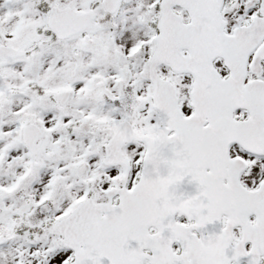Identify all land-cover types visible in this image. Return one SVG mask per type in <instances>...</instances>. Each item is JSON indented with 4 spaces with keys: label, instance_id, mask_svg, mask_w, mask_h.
<instances>
[{
    "label": "rangeland",
    "instance_id": "rangeland-1",
    "mask_svg": "<svg viewBox=\"0 0 264 264\" xmlns=\"http://www.w3.org/2000/svg\"><path fill=\"white\" fill-rule=\"evenodd\" d=\"M103 1L0 0V46L24 54L0 67V264H70L72 251L57 225L87 196L102 203L109 188L121 187L123 170L109 165L105 153L114 126L126 117L140 134L161 126L149 71L161 0H125L113 15ZM238 1L240 20L250 0ZM53 7L92 10L97 20L59 40L48 27ZM156 70L177 88L188 117L189 76L167 65ZM67 91L69 101L60 105L56 95ZM31 124L42 133L38 144L49 141L36 156L23 141ZM141 150L122 151L134 165L129 190L140 174Z\"/></svg>",
    "mask_w": 264,
    "mask_h": 264
},
{
    "label": "water",
    "instance_id": "water-1",
    "mask_svg": "<svg viewBox=\"0 0 264 264\" xmlns=\"http://www.w3.org/2000/svg\"><path fill=\"white\" fill-rule=\"evenodd\" d=\"M122 1L104 0L103 4L109 13L114 14ZM224 3V0H162L157 50L150 69L151 80L154 82L153 102L162 120L169 126L160 129L159 133L175 130L179 133L178 139L187 138L188 134L192 137L200 136L199 129L205 134L207 129L230 123L232 110L242 107L249 110L252 116L248 122L239 125L244 132L249 133L256 123L261 125L258 130L264 133V83H254V102L250 99L249 86L246 89V99L250 100L248 102L239 97L242 90H239V93L235 91V96H232L231 90L242 82L246 59L248 54L258 47V38H264V23L261 19L255 20L249 28L238 29L236 36L226 35L221 13ZM174 6L187 11L190 16L189 23H184L182 17L173 11ZM94 20L93 11L79 14L70 8L61 11L54 7L48 26L59 39L65 40L84 31ZM236 37H244L247 41L238 44ZM185 50L189 52L188 56H184ZM241 53L244 55L240 56ZM22 54L23 51L12 47L0 46V66L22 57ZM218 58H222L225 66L231 71L230 79H221L214 67ZM164 63L169 64L178 74H192L195 80L192 106L196 114L188 120L183 118L178 108L177 91L169 82L161 81L155 71L157 64ZM57 97L64 105L68 101L69 93H58ZM211 130L213 129L209 132ZM24 131V140L31 152L34 155L45 152L47 140L36 146V140L41 136L40 130L30 125L26 126ZM29 131L34 133L31 137L27 136ZM135 140L145 143L148 147L139 191L129 193L123 188L120 192H109L108 203L97 205L87 201L74 210L71 217L62 221L60 231L69 247L75 251L76 260L73 264H140L143 256L139 253V231H146L155 223L153 219L158 218L164 210V201L156 198L160 194L158 189L164 185V152L159 146L164 137L158 136L154 139L146 135L139 136L128 122H123L117 126L106 149L110 164L124 165L125 181L129 166L128 162L121 158L120 147ZM259 144L260 146L255 141H248L245 147L255 152L264 148V140ZM259 192L251 196L257 199ZM117 193L121 194V203L113 206L112 199ZM255 249L253 262L258 264L259 255L264 253V242H259Z\"/></svg>",
    "mask_w": 264,
    "mask_h": 264
},
{
    "label": "flooded vegetation",
    "instance_id": "flooded-vegetation-1",
    "mask_svg": "<svg viewBox=\"0 0 264 264\" xmlns=\"http://www.w3.org/2000/svg\"><path fill=\"white\" fill-rule=\"evenodd\" d=\"M225 2L222 13L226 34L233 35L238 28L249 27L255 19L264 18V12H261L262 9L264 11V0H250L242 20H239L240 16L238 20L234 19V15L241 12L240 2L231 0L230 7L229 0ZM244 41L247 40L241 37L236 43ZM256 52L250 53L246 59L245 80L239 87L242 90L239 97L246 102L250 101L246 99V87L249 86L250 99L254 102L252 87L257 81L264 82V59L259 60L264 51L261 55ZM218 62L225 70L221 72L222 78L229 79L230 71L222 60ZM255 63L261 67L252 69L251 65ZM188 76L191 100L194 80ZM231 90L235 96L236 89L232 87ZM232 112L236 122L250 118L248 110L243 108ZM260 126L254 123L247 133L238 125H226L213 128L221 135L211 134L195 141L196 150L208 145L203 153L207 160L183 169H173L179 179L169 181L164 189L165 201L170 202L166 210L170 226L151 227L147 233L150 235L141 238L139 245L145 256L142 264H247L243 263L246 258L242 250L246 255L251 253L259 235V229L255 228L259 220L254 213L257 207L248 197L247 190L255 191L264 184V151L260 155L249 153L243 148V142H262L264 133L258 130ZM168 135L173 136L174 133L169 132ZM128 146L145 150L136 142L124 145ZM249 262L252 264L251 258ZM259 262L264 264V255Z\"/></svg>",
    "mask_w": 264,
    "mask_h": 264
},
{
    "label": "trees",
    "instance_id": "trees-1",
    "mask_svg": "<svg viewBox=\"0 0 264 264\" xmlns=\"http://www.w3.org/2000/svg\"><path fill=\"white\" fill-rule=\"evenodd\" d=\"M27 50H30V49H27Z\"/></svg>",
    "mask_w": 264,
    "mask_h": 264
}]
</instances>
